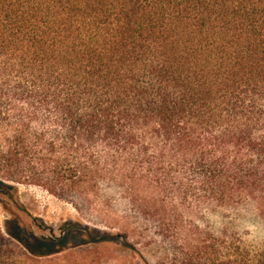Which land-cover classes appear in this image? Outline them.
<instances>
[{
    "label": "trees",
    "instance_id": "1",
    "mask_svg": "<svg viewBox=\"0 0 264 264\" xmlns=\"http://www.w3.org/2000/svg\"><path fill=\"white\" fill-rule=\"evenodd\" d=\"M12 182L114 189L174 250L200 240L185 264H216L202 221H264V0H0V197ZM52 244L0 222V264Z\"/></svg>",
    "mask_w": 264,
    "mask_h": 264
},
{
    "label": "rangeland",
    "instance_id": "2",
    "mask_svg": "<svg viewBox=\"0 0 264 264\" xmlns=\"http://www.w3.org/2000/svg\"><path fill=\"white\" fill-rule=\"evenodd\" d=\"M11 184L16 192L0 197L1 225L17 217L25 231L53 240L54 252L30 258L33 264H185L190 253L196 257L198 238L191 235L194 246L189 251L174 250L134 202L123 200L114 189L103 187L99 196L91 192L86 198L66 201L37 185ZM200 225L206 231L203 241L211 245L214 238L209 233L214 232L224 243L215 253L216 264H226L230 258L264 264V221L252 208L232 218L208 216ZM208 253L194 262L210 264L216 258Z\"/></svg>",
    "mask_w": 264,
    "mask_h": 264
}]
</instances>
